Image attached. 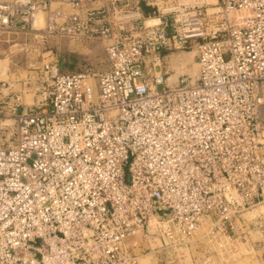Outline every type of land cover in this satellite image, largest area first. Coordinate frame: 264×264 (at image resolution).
<instances>
[{
    "label": "built area",
    "instance_id": "1",
    "mask_svg": "<svg viewBox=\"0 0 264 264\" xmlns=\"http://www.w3.org/2000/svg\"><path fill=\"white\" fill-rule=\"evenodd\" d=\"M19 32L102 40L107 65L63 70L48 50L0 78V264H130L128 239L152 221L183 255L252 235L264 0H0V34ZM184 49L196 77L171 83Z\"/></svg>",
    "mask_w": 264,
    "mask_h": 264
},
{
    "label": "rangeland",
    "instance_id": "2",
    "mask_svg": "<svg viewBox=\"0 0 264 264\" xmlns=\"http://www.w3.org/2000/svg\"><path fill=\"white\" fill-rule=\"evenodd\" d=\"M48 50L59 56L63 70L80 71L91 65L103 70L107 65L102 40H81L58 33L45 37L40 32L0 34V78L26 76L32 71L30 64L40 62ZM168 63L171 83L183 73L196 77V50L176 51L168 57ZM242 222L248 225L247 230H253L245 240L227 244L218 235L225 242L220 245L221 241L211 235L210 245L197 238L189 244L187 255H183L181 251L163 247L162 235L152 221L147 229L128 239L129 253L135 257L130 264H264V203L245 214ZM255 223L257 228L262 225L261 229H255ZM234 235L238 237L237 232Z\"/></svg>",
    "mask_w": 264,
    "mask_h": 264
},
{
    "label": "bare ground",
    "instance_id": "3",
    "mask_svg": "<svg viewBox=\"0 0 264 264\" xmlns=\"http://www.w3.org/2000/svg\"><path fill=\"white\" fill-rule=\"evenodd\" d=\"M36 22L38 23V25L39 26H42L43 24H44V16H42V14L40 13L38 16H37V20H36ZM190 75V74H189ZM171 79V76H169V81H171L170 80ZM224 242V241H223ZM226 242V241H225ZM225 242H224V244H225ZM227 243V242H226ZM219 245V244H218Z\"/></svg>",
    "mask_w": 264,
    "mask_h": 264
}]
</instances>
